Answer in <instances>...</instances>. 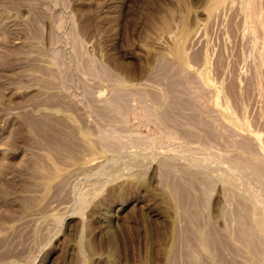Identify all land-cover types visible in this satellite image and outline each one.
I'll return each mask as SVG.
<instances>
[{"label":"rangeland","instance_id":"rangeland-1","mask_svg":"<svg viewBox=\"0 0 264 264\" xmlns=\"http://www.w3.org/2000/svg\"><path fill=\"white\" fill-rule=\"evenodd\" d=\"M263 9L0 0V264H264Z\"/></svg>","mask_w":264,"mask_h":264},{"label":"bare ground","instance_id":"bare-ground-1","mask_svg":"<svg viewBox=\"0 0 264 264\" xmlns=\"http://www.w3.org/2000/svg\"><path fill=\"white\" fill-rule=\"evenodd\" d=\"M261 2H262V1H261ZM253 3H254V2H253ZM253 3H252V4H253ZM249 4H250V3H249ZM243 5H244V4H243ZM243 8H244V7H243ZM253 8H254V7H253ZM258 8H259V7H258ZM246 10H247V8H246ZM263 10H264V9H263ZM252 11H253V10H252ZM246 12H248V10H247ZM248 13H249V12H248ZM253 13H254V11H253ZM246 14H247V13H246ZM250 14L252 15V13H250ZM247 17H248V16H247ZM244 18H245V17H244ZM248 21H249V20H248ZM252 21H253V20H252ZM255 21H257V20H255ZM248 24H249V23H248ZM261 24H262V23H261ZM261 24H260V25H261ZM263 24H264V22H263ZM246 25H247V24H246ZM249 26H250V24H249ZM262 26H263V25H262ZM259 28H260V27H259ZM246 29H247V28H246ZM248 29H249V28H248ZM253 29H255V28H253ZM262 29H263V27H262ZM251 31H252V29H251ZM247 33H248V32H247ZM262 33H263V32H262ZM251 34H252V33H251ZM251 34L249 33V35H251ZM258 34H260V33H258ZM255 35H256V34H255ZM248 37H249V36H248ZM259 38H260V37H259ZM260 39H261V38H260ZM252 53H253V51H252ZM252 53H251V54H252ZM263 53H264V52H263ZM254 55H255V54H254ZM250 56H252V55H250ZM254 57H256V56H254ZM263 78H264V77H263ZM254 79H255V78H254ZM257 79H258V78H257ZM254 82H255V81H254ZM257 84H258V83H257ZM162 95H164V94H162ZM158 97H159V95H158ZM154 99H155V98H154ZM160 100H161V98H160ZM161 102H162V101H161ZM158 103H159V102H158ZM222 103H223V102H222ZM218 105H219V103H218ZM156 106H157V105H156ZM164 107H165V106H164ZM247 144H248V143H247ZM244 145H246V144L244 143ZM246 146H247V145H246ZM254 153H255V152H254ZM261 155H262V154H261ZM261 155H260V157H261ZM242 157H243V156H242ZM242 157H241V158H242ZM257 157H258V156H257ZM232 158H233V156H232ZM234 158H235V157H234ZM236 158H238V156H237ZM263 158H264V157H263ZM242 159H243V158H242ZM256 159H257V158H256ZM258 159H259V157H258ZM260 159H261V161H258V162L261 164V162L263 161V159H262V157H261ZM227 160H228V159H227ZM240 160H241V159H237V161H240ZM237 161H235V163H237ZM243 161H245V160L240 161V162H242V163H239V164H244ZM249 161H251V159H249ZM230 162H232V161H230ZM245 162H246V161H245ZM255 162H257V161H255ZM255 162H254V163H255ZM235 163H234V165H235ZM259 163H258V164H259ZM262 163H264V162H262ZM231 164H232V163H231ZM247 164H249V163H246L245 165L247 166ZM250 164H251V163H250ZM250 164H249V166L252 165V164H251V165H250ZM229 165H230V163H229ZM246 166H245V167H246ZM259 166H261V168H262V167L264 166V164H263V166H262V165H259ZM259 166H255V167H259ZM252 167H253V166H251V168H252ZM239 168H240V167H239ZM241 168H243V167H241ZM241 168H240V170H241ZM253 169H254V167H253ZM243 170H245V168H243ZM254 170H255V169H254ZM246 171H249V170H247V168H246ZM252 171H253V170H252ZM262 171H264V167H263V170H262ZM254 172H255V171H254ZM243 173H244V172H243ZM246 173H247V172H246ZM252 173H253V172H252ZM258 173H260V172L258 171ZM238 174L240 175V173H238ZM247 174H249V172H248ZM223 175H224V174H223ZM231 175H233V174H231ZM254 175H255V174H254ZM261 175H262V174H261ZM225 176H226V174H225ZM233 176H234V175H233ZM257 176H258V175H257ZM262 176H264V174H263ZM233 178H234V177H232V179H233ZM254 179H255V178H254ZM236 180H237V179H236ZM256 180H258V179L256 178ZM248 181H249V180H248ZM258 181H260V180H258ZM258 181H257V182H258ZM261 181H264V180H261ZM261 181H260V182H261ZM235 182H236V181H235ZM254 182L256 183V181H254ZM254 182H253V183H254ZM232 184H233V183H232ZM256 184H257V183H256ZM259 184H260V183H259ZM260 186H261V185H260ZM255 200H256V199H255ZM255 202H256V201H255ZM257 203H258V202H257ZM251 204H252V203H251ZM251 204H250V205H251ZM251 206H252V205H251ZM252 208H253V207H252ZM252 208H251V209H252ZM254 208H256V207H254ZM254 208H253V209H254ZM256 210H257V209H256ZM251 211L253 212V210H251ZM248 212H249V211H248ZM252 212H250V213H252ZM254 213H255V212H253L252 214H253V215H256V214H254ZM258 213H259V211H258ZM258 213H257V215H256L257 217L255 216L254 219H251V220H252V222H251L252 224H251V227H250L251 230H254V228L257 229L258 227H260L259 225H262V224H261V222H263L262 219H261L262 217H260ZM228 214H229V213H228ZM239 214H240V213H239ZM252 214H250V215H252ZM226 215H227V214H226ZM230 215H231V213H230ZM253 215H252V216H253ZM260 215H261V213H260ZM233 216H234V214H233ZM245 216H247V215H245ZM226 217H228V216H226ZM229 217H230V216H229ZM259 217H260V218H259ZM231 218H232V217H231ZM263 218H264V217H263ZM233 219H234V218H233ZM233 219H231V220L233 221ZM228 220H229V221H228ZM228 220H227L226 222H230V219H229V218H228ZM247 220H248V219H247ZM232 221H231L230 223H232ZM237 221H238V220H237ZM245 222H246V221H245ZM234 223H235V222H234ZM247 223H248V222H247ZM237 224H238V223H237ZM239 224L241 225V223H239ZM239 224H238L237 226H239ZM249 224H250V222H249ZM229 225H230V224H228L227 227H228ZM231 225H232V224H231ZM233 225H234V224H233ZM246 225H247V224H246ZM237 226H235V227H237ZM241 226H242V225H241ZM241 226H240V227H241ZM227 227H226V228H227ZM228 229H229V228H228ZM230 229H231V227H230ZM244 229H245V228H244ZM231 230H232V229H231ZM248 230H249V229H248ZM240 231H241V229H240ZM232 232H233V231H232ZM234 232H237V231H234ZM234 232H233L232 235L235 234ZM238 232H239V231H238ZM243 232H244V230H243ZM243 232H242V233H243ZM248 232H249V231H248ZM248 232H247V233H248ZM262 232H263V231H262ZM263 233H264V232H263ZM237 234H238V233H237ZM245 234H246V233H245ZM249 234H251V233L249 232ZM249 234H248V235H249ZM253 234H254V233H253ZM246 235H247V234H246ZM246 235H245V236H246ZM235 236H236V235H235ZM243 237H244V236H243ZM254 237H256V236H254ZM233 238H234V236H233ZM233 238H232V239H233ZM244 238H245V237H244ZM235 239H236V238H235ZM249 239H250V238H249ZM236 240H237V239H236ZM239 240H240V239H239ZM247 240H248V239H247ZM237 241H238V240H237ZM240 241H242V240H240ZM243 241H244V239H243ZM250 241H251V240H250ZM253 241H254V240H253ZM240 243H241V242H240ZM248 243H249V241H248ZM241 244H242V243H241ZM243 244H244V243H243ZM243 244H242V245H243ZM246 244H247V243H246ZM249 245H250V244H249ZM249 245H248L247 247H249ZM252 246H253V245H252ZM250 250H251V248H250ZM250 250H249V251H250ZM252 250H253V248H252ZM251 252H252V251H251ZM252 253H254V252H252ZM252 253H251V254H252ZM245 257H246V256H245ZM252 257H253V256H252ZM252 263H253V262H252ZM249 264H250V263H249ZM260 264H261V263H260ZM262 264H263V263H262Z\"/></svg>","mask_w":264,"mask_h":264}]
</instances>
